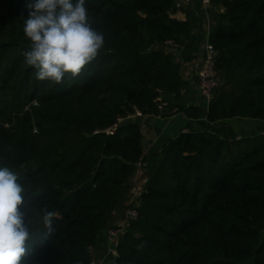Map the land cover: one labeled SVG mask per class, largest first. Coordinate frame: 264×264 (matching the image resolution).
Listing matches in <instances>:
<instances>
[{
  "label": "trees",
  "instance_id": "1",
  "mask_svg": "<svg viewBox=\"0 0 264 264\" xmlns=\"http://www.w3.org/2000/svg\"><path fill=\"white\" fill-rule=\"evenodd\" d=\"M85 3L104 46L79 77L57 84L25 62L26 0H0V167L23 183L38 228L26 259L90 264L143 158L151 176L129 205L137 219L119 239L108 235L112 264H264V132L229 123L264 121V0H214L223 11L207 35L219 73L209 107L179 103L189 84L168 47L193 60L206 36L171 16L176 0ZM160 93L175 95L187 130L146 156L141 117L101 132L135 109L158 115ZM43 209L57 212L47 236Z\"/></svg>",
  "mask_w": 264,
  "mask_h": 264
},
{
  "label": "clouds",
  "instance_id": "2",
  "mask_svg": "<svg viewBox=\"0 0 264 264\" xmlns=\"http://www.w3.org/2000/svg\"><path fill=\"white\" fill-rule=\"evenodd\" d=\"M24 34L30 49L23 53L38 81L60 84L81 75L104 46V36L89 21L85 0H26ZM25 188L10 168L0 167V264H30L29 241L36 236L28 222ZM45 235L53 230L56 211L43 209Z\"/></svg>",
  "mask_w": 264,
  "mask_h": 264
},
{
  "label": "crops",
  "instance_id": "3",
  "mask_svg": "<svg viewBox=\"0 0 264 264\" xmlns=\"http://www.w3.org/2000/svg\"><path fill=\"white\" fill-rule=\"evenodd\" d=\"M223 8H220L217 5L213 6V9L209 11H204L202 9L200 0H176L174 8L171 10L170 14L173 18H176L180 21H189L192 30L194 33H197L198 30H202L205 38L209 31L216 26L218 20L217 15L221 13ZM213 12L215 15H213ZM206 39L201 43V51L204 49V44ZM196 55V54H195ZM193 60L182 61V75L185 80H188L192 84V89L197 88V79L193 80V65L191 64ZM186 67V71L183 69ZM196 92V91H194ZM199 92V90H198ZM172 96L175 97L174 94ZM167 101V100H166ZM168 106V105H167ZM172 109L165 107L163 111H160L158 115H146L142 117V130L144 132V154H149L153 147L158 142L159 136L165 135H174L178 133V129L187 130L186 121L188 118L183 113H176V115H170ZM243 121L245 133H255L257 131L264 132V121L256 119H232L229 123L237 128L236 126ZM247 121V122H244ZM186 122V123H185ZM254 122V123H253ZM185 123V126L184 124ZM164 124V126H163ZM250 124H253L251 127ZM151 176V171L147 165L138 166L132 175L131 179L128 182L127 187L125 188L118 206L115 211L112 213L109 226L106 231H104V239L98 240L94 245V258L98 264H112V257L109 254L110 241L108 236L109 228L113 226L120 225L125 217V212L128 206L138 200L141 194L146 190V184Z\"/></svg>",
  "mask_w": 264,
  "mask_h": 264
},
{
  "label": "built area",
  "instance_id": "4",
  "mask_svg": "<svg viewBox=\"0 0 264 264\" xmlns=\"http://www.w3.org/2000/svg\"><path fill=\"white\" fill-rule=\"evenodd\" d=\"M200 3L203 10L206 12L213 9L214 0H200ZM217 56H218V50L216 49L215 45L207 38L204 44L203 58L198 71V79H197L198 81L197 85L200 96L203 98V100L206 101L207 107H209L210 103L212 102L214 98L215 90L218 86L219 73L216 66ZM156 101L159 111H163L167 106V101L164 99L162 93H160V95L156 98ZM143 116L145 115L140 110L135 109V112L133 114L128 115L127 117H134L136 119L138 117H143ZM125 118H119L118 122H116L115 124H113L112 126L106 129L101 130V132H104L106 134H114L118 129L120 122ZM142 159L143 158H141L138 163L139 166L143 164ZM138 214L139 213L136 206H128L125 212V217L123 222L120 225L109 228L108 235L110 236L112 241L119 239V237L126 231V229L131 226L132 222L137 219ZM91 249L93 251V248ZM116 255L117 253H115V256ZM90 264H98V263L95 260V258L92 257Z\"/></svg>",
  "mask_w": 264,
  "mask_h": 264
},
{
  "label": "rangeland",
  "instance_id": "5",
  "mask_svg": "<svg viewBox=\"0 0 264 264\" xmlns=\"http://www.w3.org/2000/svg\"><path fill=\"white\" fill-rule=\"evenodd\" d=\"M203 9V8H202ZM208 13H211L212 14V12H208ZM213 15H215V13L213 12ZM168 49H172L173 50V52H174V54L177 56V59H178V61H184V57H183V52L179 49H175V48H173L172 46L171 47H168ZM196 53V55L194 56V59H193V61L191 62V64L193 65L192 67H193V72H192V75H193V80L196 78V79H198V71H199V68H200V65H201V63H202V58H203V50L201 51V49L199 50V51H196L195 52ZM185 67V66H184ZM183 71L185 72L186 71V67L183 69ZM187 82H188V84H189V87H187V91H186V93H183V95H182V97L180 98V101H179V103L182 105V106H187V105H190V102H193L194 104H196V105H199V106H201V107H207V103H206V101L205 100H203V98L200 96V93L198 92V89L196 88L195 90H194V88L192 89V84L191 83H189V81L187 80ZM197 83H198V81H197ZM219 84H220V81H219ZM219 86V85H218ZM194 91H196V92H194ZM184 98V100H181V99H183ZM165 100H167V105L168 106H166V107H168V108H170V109H172V112L170 113V115H176V113H178V108H177V106H176V99L174 98V96H171V97H168L167 96V98H165ZM172 106V107H171ZM146 116V115H145ZM144 117V116H143ZM142 118V117H141ZM187 123L189 122V120H187L186 121ZM185 122V123H186ZM239 122H241V123H239L236 127L237 128H235V127H233L231 124V126L233 127V129L235 130V131H237V132H239V133H243V132H245V131H243L244 130V127H243V125H244V123H243V121H239ZM244 122H247V121H244ZM185 123H183L184 124V126H185ZM254 123V122H253ZM188 125V124H187ZM187 125H186V127H187ZM253 124H250L249 126L251 127ZM163 126H164V124H163ZM181 131V129H178V132H180ZM243 131V132H242ZM167 136H171V135H165V136H159V138L157 139L158 140V142L156 143V145L153 147V149H156L158 146H160V142L162 141V140H164V138L165 137H167ZM152 149V150H153ZM151 150V151H152ZM145 156L147 155V154H144ZM144 165V162H143V164L141 165V166H143ZM116 247V245L114 244L113 246H112V250L111 251H109V254H110V256L111 257H113V256H115V253H117V249L115 248ZM114 252V253H113Z\"/></svg>",
  "mask_w": 264,
  "mask_h": 264
},
{
  "label": "water",
  "instance_id": "6",
  "mask_svg": "<svg viewBox=\"0 0 264 264\" xmlns=\"http://www.w3.org/2000/svg\"><path fill=\"white\" fill-rule=\"evenodd\" d=\"M135 121H136V119H135L134 117H127V118L123 119V120L120 122L119 126H120V127L127 126V125H129V124L134 123Z\"/></svg>",
  "mask_w": 264,
  "mask_h": 264
}]
</instances>
